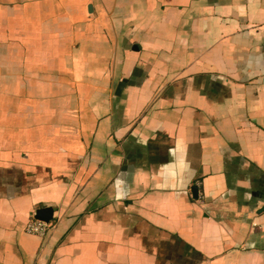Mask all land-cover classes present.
I'll list each match as a JSON object with an SVG mask.
<instances>
[{"label":"crops","instance_id":"crops-1","mask_svg":"<svg viewBox=\"0 0 264 264\" xmlns=\"http://www.w3.org/2000/svg\"><path fill=\"white\" fill-rule=\"evenodd\" d=\"M0 264H264V0H0Z\"/></svg>","mask_w":264,"mask_h":264},{"label":"built area","instance_id":"built-area-1","mask_svg":"<svg viewBox=\"0 0 264 264\" xmlns=\"http://www.w3.org/2000/svg\"><path fill=\"white\" fill-rule=\"evenodd\" d=\"M47 229V222L35 219L29 220L25 226V231L31 234L43 235Z\"/></svg>","mask_w":264,"mask_h":264},{"label":"water","instance_id":"water-1","mask_svg":"<svg viewBox=\"0 0 264 264\" xmlns=\"http://www.w3.org/2000/svg\"><path fill=\"white\" fill-rule=\"evenodd\" d=\"M123 84V83H121ZM194 188H193V193H194ZM52 207H43V208H39L35 211V215L34 218L44 221V222H49L52 218Z\"/></svg>","mask_w":264,"mask_h":264}]
</instances>
